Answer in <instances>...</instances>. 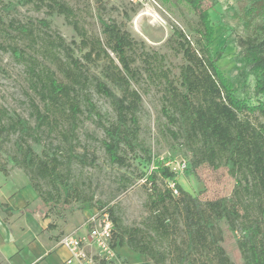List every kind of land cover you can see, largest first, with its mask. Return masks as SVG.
I'll list each match as a JSON object with an SVG mask.
<instances>
[{"label":"trees","instance_id":"trees-1","mask_svg":"<svg viewBox=\"0 0 264 264\" xmlns=\"http://www.w3.org/2000/svg\"><path fill=\"white\" fill-rule=\"evenodd\" d=\"M18 1L38 10L45 8L49 16H63L79 37L78 44H69L57 33L41 36L39 28L50 29L45 19L10 21L7 27L29 43L21 47L0 42V50L25 65L34 93L29 100L34 125L0 105V151L5 139L16 136L11 160L30 178L42 202L60 211L69 210L75 202L93 207V196L73 181L74 164L96 163L95 155L77 151L80 117L88 112L97 119L108 161L126 167L127 155L140 144L143 98L138 86L149 81L160 87L166 132L184 148L192 170L225 168L237 182L229 197L202 199L176 180L171 187L167 181L174 180L176 173L165 163H157L147 179L151 185L147 220L142 226L126 227L113 218L112 246L126 245L153 264H234L223 245L224 223L233 233H240L237 245L244 264H264V123L260 122L264 120V36H250L239 43L256 80L260 102L251 105L239 97L218 64L226 44L213 54L215 28L203 0H182L197 22L192 35L176 27L168 40L174 54L182 56L178 75L166 65L165 56L148 51L114 20L101 19V36H97L86 30L65 2ZM0 3L6 14L15 9L3 0ZM246 14H264V0L254 1ZM0 23H4L1 17ZM96 65L99 74L91 69ZM92 88L109 102L115 114L111 122L102 120L90 95ZM52 137L61 142L54 144ZM32 144L43 145L42 153H36ZM0 173L9 175L7 165H0ZM40 182L48 189L42 190ZM0 208L11 214L6 204ZM94 260L116 264L98 256Z\"/></svg>","mask_w":264,"mask_h":264},{"label":"rangeland","instance_id":"rangeland-1","mask_svg":"<svg viewBox=\"0 0 264 264\" xmlns=\"http://www.w3.org/2000/svg\"><path fill=\"white\" fill-rule=\"evenodd\" d=\"M60 1L75 10L78 20L91 34L101 36V19L116 21L127 29L134 39L139 43L142 42L148 51L165 56L166 65L172 69L173 74H179V67L183 63L182 56L174 54L168 45V40L176 27L192 35L191 28L197 22V16L184 1ZM254 1L256 0H203V8L209 11L210 20L215 28L213 54L226 44V52L218 64L225 77L238 89L239 97L247 100L251 105L260 102L255 95L256 80L239 43L241 39L250 36H264V14L255 17L246 14V9ZM3 2L5 5H14L15 9L8 10L11 12L6 14L0 3V17L4 22L0 23V42L18 43L21 47H25L29 42L17 37L7 25L10 21L27 22L45 19L50 22V29L39 28L38 34L44 36L46 32L50 35L57 33L69 44L79 43V37L63 16L57 14L49 16L45 8L38 10L32 5H23L18 0H3ZM74 47L76 48V45ZM77 55L79 56L78 52ZM91 69L93 73L99 74V65L92 66ZM138 89L143 98L139 114L140 144L134 152L127 155L126 167L108 161L102 146L104 133L98 125L99 122L97 124V119L88 112L80 117V145L77 151L81 153L87 150L95 155L96 163L94 166L86 167L74 164L73 181L80 183L87 194L93 196V207L82 202L73 203L67 211L57 210L51 205L46 206L27 174L16 168L11 160L16 136L5 139L3 150L0 151V165H7L9 175L0 173V204H6L11 214L7 215L4 209L0 208V223L3 227H7L4 234L0 232V245L3 243V251L11 258L12 264H28L32 261L36 251L31 250L27 244L35 238V245L39 250L47 253L50 250L47 238L55 240L58 245H61V240L65 236L84 238L86 231L89 232L90 229L89 218L96 215L110 213L112 219L116 218L126 227L142 226L149 216L147 204H149L151 185L147 183V179L160 162L165 163L176 173L174 180L167 181L171 187H174L176 180L186 191L209 200L232 195L236 178L230 176L225 168L215 170L203 166L193 171L184 148L167 134L165 119L160 111L162 95L160 87L149 81H143ZM90 95L102 115V120L105 123L114 120L115 114L109 102L98 95L93 88ZM31 97H34V93L29 87L25 65L18 63L10 52L0 50V105L6 107L11 114H19L34 125L29 108ZM260 122L264 123V120L260 118ZM51 140L54 144L61 142L59 138L52 137ZM44 141L48 143L50 139ZM32 146L36 153H42L43 145L32 144ZM160 183L162 184V181ZM39 186L42 190L48 189L42 182ZM110 210L113 211L112 214ZM222 227L223 245L228 255L234 264H244L237 245L240 233H233L224 223ZM9 241H12L11 250L8 249L9 244L6 245ZM14 248L20 251L16 256L11 252ZM119 248L115 262L124 264L118 252L123 247ZM86 251L89 254L96 252L91 246H88ZM145 263L153 264L148 259H145ZM0 264H8L1 255Z\"/></svg>","mask_w":264,"mask_h":264},{"label":"built area","instance_id":"built-area-1","mask_svg":"<svg viewBox=\"0 0 264 264\" xmlns=\"http://www.w3.org/2000/svg\"><path fill=\"white\" fill-rule=\"evenodd\" d=\"M89 232L84 238L73 235L65 236L61 240V245L70 251V258L66 264H73L75 261H83L86 264H96L94 257L98 256L107 262L116 263L117 248L112 246L115 224L110 213H104L102 216L96 215L89 218ZM87 243V244H86ZM96 250L95 254H89L86 251L88 246ZM117 264V263H116Z\"/></svg>","mask_w":264,"mask_h":264},{"label":"crops","instance_id":"crops-1","mask_svg":"<svg viewBox=\"0 0 264 264\" xmlns=\"http://www.w3.org/2000/svg\"><path fill=\"white\" fill-rule=\"evenodd\" d=\"M39 227L41 228L42 226H39ZM6 229H7V227H3V225H1V223H0L1 234L2 233L4 234ZM81 233H83V230H81ZM87 233L88 232L86 231V235L84 237L87 236ZM5 236H7V235L5 234ZM37 237H38V235H37ZM47 239H48V243L50 244V250L48 251V253H47V251L43 252V251L39 250V248L35 245L36 244V238L31 240L30 242H28V244H27L28 247H30L31 250L34 249L36 251V256L33 259H31L32 261H30L28 264H66V261L71 256L69 250L64 246L58 245V243L55 240H52L50 238H47ZM11 242L12 241H9L6 244V245L9 244L8 249H10V243ZM120 248H122V247H120ZM3 250H4L3 249V243H1V245H0L1 257L3 259L5 258L8 261V264L9 263L12 264L13 261L11 260V258L8 257V255ZM17 250L18 249L14 248V250L11 251L13 254H15L14 256L19 254L20 251H17ZM118 252H119V257L123 261L127 262L128 264H146L145 259H147V258L145 256L138 254V253L135 254V252H133L126 245L123 246V248L120 249ZM53 257H58V259H52ZM73 264H86V263H84L83 261H75Z\"/></svg>","mask_w":264,"mask_h":264}]
</instances>
